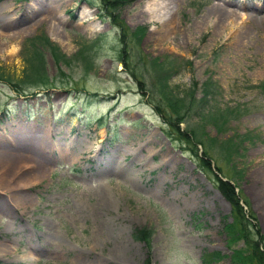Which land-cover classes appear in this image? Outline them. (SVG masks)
Masks as SVG:
<instances>
[{
    "label": "rangeland",
    "instance_id": "1",
    "mask_svg": "<svg viewBox=\"0 0 264 264\" xmlns=\"http://www.w3.org/2000/svg\"><path fill=\"white\" fill-rule=\"evenodd\" d=\"M163 1L152 12V0H123L110 22L99 0H0V264H206L207 252L222 255L209 264H232L247 247L225 227L233 212L215 164L247 200L264 250V93L248 87L264 83V0ZM31 8L53 11L52 25ZM119 22L144 30L138 44L125 37L128 54L176 60L175 91L210 78L221 105H248L223 132L205 128L221 140L246 134L227 164L217 156L206 171L169 133L118 59ZM40 34L70 60L46 51L56 86L17 95L4 79L22 77L26 41ZM141 227L149 242L134 237Z\"/></svg>",
    "mask_w": 264,
    "mask_h": 264
},
{
    "label": "trees",
    "instance_id": "2",
    "mask_svg": "<svg viewBox=\"0 0 264 264\" xmlns=\"http://www.w3.org/2000/svg\"><path fill=\"white\" fill-rule=\"evenodd\" d=\"M99 1L101 8L107 13H109V9H114L124 3L123 0ZM109 18L111 21L115 19V15L109 14ZM117 27L119 32L115 37L120 36L124 44L121 50L117 52L119 61L123 63V70L137 82L140 92L146 96L147 101L152 104L171 130L169 133L174 131L177 134L178 137H176L180 143L185 144L186 149L201 162L200 165L206 171L213 173L211 160L215 161L217 156H220V159L226 161L227 164L232 159L233 153L239 150L240 143H242L246 134H234L221 140L216 136H210L205 128L211 125L217 133L223 132L232 120L238 119L245 111H248V105H221L219 100L221 95L220 86L210 78L201 82L200 85L197 81L192 80L180 92L175 91L169 85V78L173 75L172 70L173 65L177 63L176 60H170L168 57L163 59L149 57L139 53L128 54L125 49V37L128 36L138 44L144 30L142 27H137L130 32L129 28L122 22H119ZM26 42L28 43L24 46L22 54L25 63L22 77L17 80L7 77L4 79L12 85L15 93H18L17 95L33 94L36 88L51 89L56 86L53 78L48 76L45 69L46 51H49L52 59L57 64H66L70 60L56 44L43 34L34 36ZM85 45L81 46L77 55L85 59L86 65L90 68L92 66L91 55L86 52L87 46ZM183 63L184 66L192 65L190 60H185ZM2 77L0 73V79ZM248 87L259 89L260 92L264 93L263 82L252 83ZM198 90L200 95L196 94ZM182 123L185 124L184 127L181 126ZM199 146L202 148L201 155H199ZM215 167L217 171L222 172L218 164ZM214 177L217 189L232 207L233 221L225 227L227 230L234 232V238L242 239L247 247V250L239 248L232 251V264H264L263 235L254 222L256 220L254 214L250 210L246 214L243 205L240 203L242 200L248 206L247 200L240 198L239 193L235 191L236 185L222 180L217 174H214ZM150 234L149 229L141 227L135 230L134 237L149 242ZM220 258H222V255L215 252L203 254V260L206 264Z\"/></svg>",
    "mask_w": 264,
    "mask_h": 264
},
{
    "label": "bare ground",
    "instance_id": "3",
    "mask_svg": "<svg viewBox=\"0 0 264 264\" xmlns=\"http://www.w3.org/2000/svg\"><path fill=\"white\" fill-rule=\"evenodd\" d=\"M152 12H162L164 10V1L163 0H152ZM8 10V9H7ZM29 14L36 15V23H49L48 25H52V19L56 16L53 11H48V10H40L38 8H31L28 11ZM244 35L246 34V31H244ZM11 144V143H9ZM7 145V144H6ZM5 147L4 145H1L0 148ZM2 149H0V152ZM9 160V159H7ZM3 162V159L0 156V163ZM256 181L255 184L256 186L258 185V193L260 195V198L262 200V203L264 205V169L261 171L256 172Z\"/></svg>",
    "mask_w": 264,
    "mask_h": 264
}]
</instances>
